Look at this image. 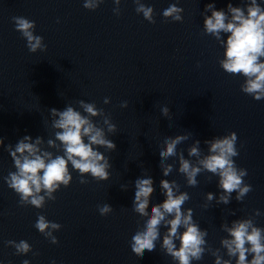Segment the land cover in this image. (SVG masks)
Masks as SVG:
<instances>
[{"label":"clouds","instance_id":"1","mask_svg":"<svg viewBox=\"0 0 264 264\" xmlns=\"http://www.w3.org/2000/svg\"><path fill=\"white\" fill-rule=\"evenodd\" d=\"M103 2L104 0H84L83 7L94 11ZM133 2L137 14H142L149 23H156L153 7L146 6L142 0ZM114 3L116 7L113 12L119 15L121 0H114ZM183 11V8L171 4L163 10L162 16L165 20L182 22ZM204 12L211 13L203 16L204 34L214 37L224 48L223 58L219 60L221 68L230 75L244 77L240 85L243 93L257 101L264 99V7L258 0H249L246 10L229 2L226 13L223 9L217 10L214 3H208ZM12 20L15 30L26 41L29 52L47 50L44 38L34 34V21L22 16H14ZM222 34H225L224 38ZM75 103L79 110L72 104H68L63 110L49 109L52 117L50 128L54 138L47 140L46 147L43 137L37 136L33 140L29 135L20 138L14 146L11 143L6 146L15 171H9L4 180L8 188L19 196L20 206L42 209L48 201H55L54 194L61 187L67 188L73 180L69 165L72 171L79 173L81 184L88 183L84 179L86 175L98 182L109 179L112 164L109 157L99 149L103 148L105 152L116 151V144L108 136L117 132V126L110 115L103 108H98L94 102L78 100ZM103 103H110V99L105 97ZM120 106L128 107L127 101ZM161 113L168 117L169 108L163 106ZM188 139L187 134L164 138L159 151L163 175L167 177L173 171V164L167 161L170 157H176L179 162L178 172L185 177L187 186H197L199 174L211 173L218 177V188L221 190L218 204H229L233 193L236 194L235 199L238 202L243 201L252 191V186L244 182V177L248 175L247 170L238 167L234 160L239 155L236 147L237 134L230 132L205 140L208 150L203 155L200 141L196 140L188 149V156L197 158L195 163L185 159L183 152L177 150V146ZM0 146H4L3 137H0ZM134 187L132 211L138 214L142 224L138 222V229L131 238L130 247L137 257L142 258L145 250L151 252L156 249L163 226L166 231L161 249L176 264H192L194 260H201L206 252L215 258L214 264H233V259L235 264H264V228L256 226L253 218L234 220L230 227L227 224L221 225L228 234L220 240L221 247L226 249L228 259H225L219 248L208 246V232L194 221L193 210L184 209L183 206L190 196L186 191H180L181 186L175 180L160 181L161 193L165 199L152 205L150 211V198L155 191L152 177H138ZM214 199L216 197L213 193H206L207 201ZM98 211L101 216H106L113 208L104 204L98 206ZM254 215L259 216V210ZM34 227L52 244L59 243L54 235L62 227L59 223L49 221L41 214L38 215ZM6 244L15 249L16 255L32 252V246L26 240H8ZM23 264L30 262L24 260Z\"/></svg>","mask_w":264,"mask_h":264},{"label":"water","instance_id":"2","mask_svg":"<svg viewBox=\"0 0 264 264\" xmlns=\"http://www.w3.org/2000/svg\"><path fill=\"white\" fill-rule=\"evenodd\" d=\"M221 1L142 0L154 8L152 24L136 13L133 0H121L119 15L114 0L94 11L84 0H0V168L12 161L9 143L52 134L49 109L94 102L206 14V4ZM171 4L184 9L182 22L162 16ZM14 16L35 22L46 51L29 52Z\"/></svg>","mask_w":264,"mask_h":264}]
</instances>
